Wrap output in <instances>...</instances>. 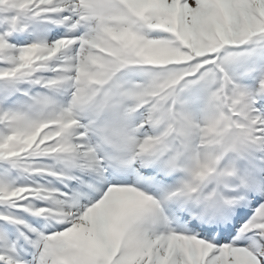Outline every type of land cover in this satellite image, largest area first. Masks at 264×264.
Instances as JSON below:
<instances>
[{"label":"snow or ice","instance_id":"obj_1","mask_svg":"<svg viewBox=\"0 0 264 264\" xmlns=\"http://www.w3.org/2000/svg\"><path fill=\"white\" fill-rule=\"evenodd\" d=\"M0 264H264V0H0Z\"/></svg>","mask_w":264,"mask_h":264}]
</instances>
